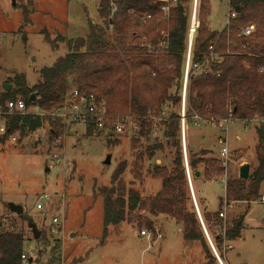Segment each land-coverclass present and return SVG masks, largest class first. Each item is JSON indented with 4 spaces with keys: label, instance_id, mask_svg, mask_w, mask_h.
Instances as JSON below:
<instances>
[{
    "label": "trees",
    "instance_id": "16d2710c",
    "mask_svg": "<svg viewBox=\"0 0 264 264\" xmlns=\"http://www.w3.org/2000/svg\"><path fill=\"white\" fill-rule=\"evenodd\" d=\"M160 5L159 0H119L116 11L111 14L109 0H99V21L89 24L86 35L65 38L58 34L52 39L45 29L41 30L44 40L53 50L58 48V42L63 41L66 51L50 66L40 68V78L31 86L22 73L8 76L12 88L9 91L3 89L0 93L6 126L0 140L14 132L23 135L34 131L43 123V118L33 113L8 112L7 101L21 99L26 109L37 106L47 112L62 106L65 92L71 85L85 93L104 96L107 123L121 121L133 143L140 139L148 141L156 124L155 119H159L157 125L161 140L155 137L152 144L145 146V152L151 158L165 147L170 149V168L154 163L148 170L152 177L160 178L161 188L154 194L141 196L138 190L127 187L122 180L125 163L119 162L111 174L110 185L98 188L103 204L102 237L107 236L110 225L118 226L130 221L136 213L137 224L153 231L155 217L164 215L181 226L184 250L198 243L205 256L202 264H219L192 203L181 140V90L192 0H179L169 9L166 21L159 20ZM228 5L235 16L218 31L211 30L207 23L210 1L197 2L199 26L191 41L183 115L185 133L193 124L194 114L202 122L226 117L229 112L233 119L241 121L264 118V69L259 72V68L264 66V0H228ZM23 13L27 16V10L24 9ZM147 13L151 18L141 23L138 16ZM250 24L254 26V31L243 35L242 31ZM161 30L167 33V38L166 44L159 46ZM142 37L155 47L153 52L147 51ZM194 63L199 67L193 68ZM48 122L53 135L55 130ZM256 133L257 166L247 179L227 181L224 199L228 203L250 201L259 193V186L264 180V127L256 126ZM185 142L192 182L198 177L196 171L205 179L223 175L224 166L220 159L206 157L211 153L209 150H190L192 144L186 136ZM196 201L212 244L224 261L223 249L226 248L223 244H229L240 235L244 216L227 218L223 225L219 217L221 208L210 213L202 208L199 198L196 197ZM9 211L14 213L10 208ZM142 212L145 214L141 215ZM145 215L146 218L143 217ZM7 219L0 216V264H22L25 242L30 240L22 223L28 217L22 214ZM28 224V232L33 237V223L29 220ZM214 227H218L220 232ZM38 231L37 240L45 242L43 232ZM59 244L57 241L54 245L46 264H60V255L56 253ZM29 258L27 256V261Z\"/></svg>",
    "mask_w": 264,
    "mask_h": 264
},
{
    "label": "rangeland",
    "instance_id": "374dc122",
    "mask_svg": "<svg viewBox=\"0 0 264 264\" xmlns=\"http://www.w3.org/2000/svg\"><path fill=\"white\" fill-rule=\"evenodd\" d=\"M211 1L210 21L215 29L219 22H226L228 0ZM98 3L99 0H0V93L12 73L24 74L31 86L40 78V68L50 66L65 53L63 41L53 50L41 30L45 29L52 39L58 34L65 38L84 36L89 24L99 21ZM35 110L30 106L26 113ZM41 117L40 128L23 135L14 132V141L9 137L0 140V216H6L7 220L18 216L9 211L10 204L20 205L27 215L28 219L22 223L30 237L25 242V254L32 261L26 264H46L57 241L60 264H202L205 261L198 243L184 250L181 226L168 217L154 223L163 234L159 239L140 235V231L147 228L137 224V213L130 221L110 225L107 236L102 237L103 204L98 188L110 185L111 174L119 162L125 163L122 180L141 196L154 194L161 188L160 178L152 177L148 170L154 163L170 168V149L165 147L151 158L145 152V146L152 144L155 137L161 140L159 119H155L148 141L140 139L133 143L124 128L118 132L112 127L121 121L115 124L109 121L105 129H99L76 122L63 124L46 114ZM48 120L55 130L53 135ZM3 121L5 118L0 115V124ZM249 123L245 125L239 119H232L224 132L201 121L197 126L189 125L185 136L191 144L201 142V146L211 149L212 156L216 157L220 156L218 137H225L228 153L223 174L230 181L238 178L240 161L249 163V174L257 166L256 125ZM56 156L61 159L58 163ZM108 156L110 162L105 164ZM192 186L195 197L196 188L203 189L209 208L217 210L219 200L225 197L227 182L223 183L220 178V181L203 184L196 178ZM44 193L49 195V200L40 198ZM262 194L264 180L254 199L233 203L227 210V218L244 216L240 235L229 242L230 248L223 249V258L225 256L231 264H264ZM38 201L43 209H36ZM54 216L62 225V231L56 235L49 232L50 218ZM29 220L43 232L45 242L30 236ZM214 228L220 232L218 227Z\"/></svg>",
    "mask_w": 264,
    "mask_h": 264
},
{
    "label": "built area",
    "instance_id": "2783aa9c",
    "mask_svg": "<svg viewBox=\"0 0 264 264\" xmlns=\"http://www.w3.org/2000/svg\"><path fill=\"white\" fill-rule=\"evenodd\" d=\"M119 0H109V9L111 14H113L116 11L117 8V2ZM161 2L160 10H161V16L159 18L160 21H166L169 18V9L172 6H175L179 0H159ZM197 2L198 0H192V10L190 14V21L188 25V43H187V52H186V58H185V65H184V74H183V83H182V90H181V118L183 120L184 115V106H185V99H186V85H187V78H188V70L190 67V51H191V41L193 34L195 30L199 26V19H198V13H197ZM235 16L234 11H229V15L227 18V21L225 25L228 23V20L230 18H233ZM139 20L142 23L145 20H148L151 18V15L149 13L144 15H139ZM254 31L253 25H247L244 30L242 31L243 35H250ZM162 39L158 42L159 46L166 44V38L167 33H165L163 30H161ZM142 43L147 47L148 52H153L154 46L150 44V41L146 37H142ZM243 47H245L243 45ZM211 48V47H210ZM212 55V52L210 53V56ZM193 68H198V64H192ZM264 69V66H261L259 68V72H262ZM6 108L8 112L16 111L20 113L26 112V106L23 100L17 99L15 101H7L5 103ZM35 107V112L33 114L42 116L44 114L52 116L54 119L61 121L63 124H69L72 122L76 123H83V124H92L96 126L99 129H105L107 124V113L105 110V97L104 96H97L94 93H85L78 89L77 86L71 85L65 92L63 104L59 108L51 109L50 111H42L39 109V107ZM3 111L0 106V115H2ZM232 116L230 112L226 115V117L219 118V119H210L209 123L212 126L218 127L220 130L226 132V126L227 123L232 120ZM193 124L195 126L199 125L200 123V117L196 114L193 115ZM244 122H252L256 124V126H263L264 127V118H251L249 120H243ZM116 131L120 132L124 128L123 123H116L115 125ZM113 126V127H114ZM6 132V126L5 122L0 124V135L4 134ZM111 133L110 131L108 132ZM12 141L16 140V137L14 133L8 134V136ZM218 142L220 143V156L222 157L221 164L226 168L227 166V147H226V138L219 136ZM57 163L61 161L59 156H56ZM64 163V159H63ZM221 180L223 183H226V175H223L221 177ZM43 200H49L50 197L48 194L44 193L40 196ZM261 199L264 201V195H262ZM36 209H43V204L38 201L35 205ZM231 207V204L226 202V200L223 201L221 210L219 212V217L222 218L224 225L226 220V212L227 209ZM50 227L49 232L53 235L59 234L62 229L60 226L61 223L59 221V218L57 216L50 218ZM224 227V226H223ZM221 234H224V230L221 231ZM141 236H146L149 239L154 237L155 239H159L162 237V233L158 231L156 228L151 231L149 229H142L140 231ZM231 246L229 244H226L224 242L223 248H230ZM22 264L27 263V256L25 254L21 255Z\"/></svg>",
    "mask_w": 264,
    "mask_h": 264
},
{
    "label": "water",
    "instance_id": "95a60500",
    "mask_svg": "<svg viewBox=\"0 0 264 264\" xmlns=\"http://www.w3.org/2000/svg\"><path fill=\"white\" fill-rule=\"evenodd\" d=\"M235 10H237V7L235 8ZM3 89L5 91H9L11 89V85L8 84V83H5L4 86H3ZM31 97H33V94H32ZM181 140H182L183 155H184V160H185V168H186L188 189H189V193H190V196H191V199H192V203H193L194 209L196 211L200 226H201V228H202V230H203V232L205 234V237H206V239H207V241L209 243V246H210L211 250L213 251L218 263L219 264H223V262L221 261L219 255L217 254V252H216V250H215V248H214V246L212 244V241H211V239H210V237L208 235V232H207V230H206V228L204 226V223L202 221V218H201V215H200V212H199V209H198V205H197V201H196V198H195V194H194V190H193V186H192V181H191V177H190V173H189V169H188V165H187L186 142H185V136H184V123H183V120L181 121ZM189 149L193 150V146H190ZM104 162H105V164H109L110 156H108L105 159ZM195 175L198 176L199 175V171H196ZM248 176H249V164L248 163H244V164H242L239 167L238 178L239 179H247ZM9 208L16 215L22 216L23 208L20 205L10 204ZM31 229H32V232H33L34 239H37L38 236H39V231L36 229L35 224L32 225ZM31 261H32V258H29L28 262L30 263Z\"/></svg>",
    "mask_w": 264,
    "mask_h": 264
},
{
    "label": "crops",
    "instance_id": "0c3cea01",
    "mask_svg": "<svg viewBox=\"0 0 264 264\" xmlns=\"http://www.w3.org/2000/svg\"><path fill=\"white\" fill-rule=\"evenodd\" d=\"M210 1V13H211V8H212V1L211 0H209ZM221 1V0H220ZM229 11H230V7H229V5H228V14H229ZM210 13H209V16H208V26H209V28L211 29V30H222V28L225 26V20L223 21V22H219V23H221L220 25H218L217 26V28H212L211 27V21H210ZM227 14V15H228ZM228 18V17H227ZM226 19V18H225ZM226 21H227V19H226ZM30 86V85H29ZM34 106H32V108H33ZM35 108V107H34ZM30 113H34V112H30ZM242 122H244V121H242ZM200 123H201V121H200ZM205 123H207L208 124V122H205ZM245 123V125H247L248 123H246V122H244ZM250 124V123H249ZM194 125V124H193ZM256 125V124H255ZM255 128H256V126H255ZM184 136H185V132H184ZM237 138H239V136H237ZM256 145H257V143H256ZM192 146H193V149L195 150V151H199V150H209L211 153H208V154H206L205 156L206 157H216V156H212V151H211V149H208V148H204L203 146H201V142L200 143H198L197 145H195L194 143L192 144ZM256 147V146H255ZM218 159H220V161H222V158H221V156H219V157H217ZM244 163H246V161H244V160H242V161H240L239 162V167L242 165V164H244ZM249 164V163H248ZM250 167V166H249ZM201 169H202V167H201ZM239 173V172H238ZM224 175V174H223ZM223 175H220L221 177L223 176ZM219 175L218 176H215V177H213V178H211V179H205L202 175H200V172H199V175H198V177H197V180L199 179V181H202L203 182V184L204 183H206V182H209V181H220V177ZM196 180V179H195ZM194 180V181H195ZM226 182H227V180H226ZM226 184V183H225ZM197 187V186H196ZM196 193H197V197L199 198V200L201 201V204H202V208L203 209H205V211H207V212H210V213H213V212H216L218 209L220 210V208L222 207V204H223V201L225 200L224 198L222 199V201L221 200H219V203H218V208H217V210H212V209H210L209 208V205H208V201H207V198H206V196H205V194L203 193V189H199L198 190V188H196ZM262 195H264V194H262ZM142 196H144V195H142ZM261 197L262 196H260V199H261ZM196 198V197H195ZM238 202V201H237ZM241 203H243V202H246V201H240ZM233 203H236V202H231L230 204L232 205ZM233 207V206H232ZM228 210V209H227ZM161 217H166V216H164V215H158L157 217H155V222L157 221V220H161ZM226 219H227V212H226ZM226 221V220H225ZM156 228V227H155ZM162 233V232H161ZM163 235V234H162ZM237 255H240L239 253L237 254ZM221 259V258H220ZM222 261V260H221ZM223 262V261H222ZM225 262V263H224ZM224 262H223V264H231L226 258H225V256H224ZM27 263H29L28 261H27Z\"/></svg>",
    "mask_w": 264,
    "mask_h": 264
}]
</instances>
